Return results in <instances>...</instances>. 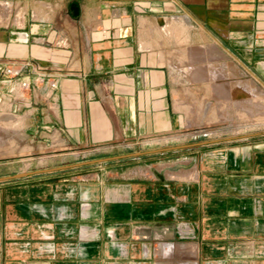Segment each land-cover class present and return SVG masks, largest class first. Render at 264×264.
<instances>
[{
    "label": "crops",
    "instance_id": "0c3cea01",
    "mask_svg": "<svg viewBox=\"0 0 264 264\" xmlns=\"http://www.w3.org/2000/svg\"><path fill=\"white\" fill-rule=\"evenodd\" d=\"M1 6L0 264H264V0Z\"/></svg>",
    "mask_w": 264,
    "mask_h": 264
},
{
    "label": "rangeland",
    "instance_id": "374dc122",
    "mask_svg": "<svg viewBox=\"0 0 264 264\" xmlns=\"http://www.w3.org/2000/svg\"><path fill=\"white\" fill-rule=\"evenodd\" d=\"M0 10H3V6L0 7ZM212 79L216 80L217 77L220 76L219 67L217 65L212 66ZM216 71V72H215ZM237 69L233 67V70L229 69L228 72H224L223 76L227 77L232 81V84H235V90L233 91V96L229 100V118L225 120H209L203 121L204 126L209 128L212 131L224 132V137H232V135H240V133L255 134V133H263L264 134V91H260L253 83H243L238 80L233 81L234 77L237 75ZM215 72V73H214ZM237 82V83H236ZM249 84L253 88V92L257 97L259 103L253 101L251 98H247L243 93L237 91L236 86L240 84ZM242 84V85H243ZM221 90L219 89L217 93L215 92V98L213 99V107H214V115L216 116L217 112H222L221 105L217 106L216 102L221 99ZM239 95V96H238ZM232 99H246L245 103L246 108L243 107L241 101H232ZM199 102L203 100V104L201 106L205 107L206 100L198 99ZM262 101V102H261ZM239 107V108H238ZM208 122L210 126L208 125ZM203 126V127H204ZM223 128V129H220ZM241 136V135H240Z\"/></svg>",
    "mask_w": 264,
    "mask_h": 264
},
{
    "label": "bare ground",
    "instance_id": "6f19581e",
    "mask_svg": "<svg viewBox=\"0 0 264 264\" xmlns=\"http://www.w3.org/2000/svg\"><path fill=\"white\" fill-rule=\"evenodd\" d=\"M183 28V27H182ZM176 29V28H175ZM181 29V28H180ZM178 32V31H177ZM174 34V33H173ZM183 34V33H182ZM179 35V34H178ZM179 38V37H178ZM181 39V38H180ZM203 60V59H202ZM211 68V67H210ZM212 69V68H211ZM213 70V69H212ZM214 71V70H213ZM199 72V71H198ZM216 72V71H215ZM214 72V73H215ZM197 73V72H196ZM224 74V73H223ZM237 83V82H236ZM243 84V83H242ZM240 84L236 86V89L238 92L243 93L247 98L253 99V101H256L259 103L257 95L253 92V88L248 84ZM224 90V89H223ZM229 91V90H228ZM226 92V91H225ZM239 96V95H238ZM262 102V101H261Z\"/></svg>",
    "mask_w": 264,
    "mask_h": 264
},
{
    "label": "built area",
    "instance_id": "2783aa9c",
    "mask_svg": "<svg viewBox=\"0 0 264 264\" xmlns=\"http://www.w3.org/2000/svg\"><path fill=\"white\" fill-rule=\"evenodd\" d=\"M7 73L8 74H13L12 71H10V70H7ZM22 86H23V88H28L29 87V85H27L26 83H23Z\"/></svg>",
    "mask_w": 264,
    "mask_h": 264
},
{
    "label": "water",
    "instance_id": "95a60500",
    "mask_svg": "<svg viewBox=\"0 0 264 264\" xmlns=\"http://www.w3.org/2000/svg\"><path fill=\"white\" fill-rule=\"evenodd\" d=\"M76 11V9H74Z\"/></svg>",
    "mask_w": 264,
    "mask_h": 264
}]
</instances>
